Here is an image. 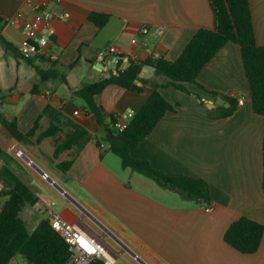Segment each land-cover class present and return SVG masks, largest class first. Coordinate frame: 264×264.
<instances>
[{
  "label": "crops",
  "instance_id": "obj_1",
  "mask_svg": "<svg viewBox=\"0 0 264 264\" xmlns=\"http://www.w3.org/2000/svg\"><path fill=\"white\" fill-rule=\"evenodd\" d=\"M248 1L256 44L264 46V0ZM34 4L50 13L54 35L47 56L23 59L17 49L23 25L9 21L19 11L27 19L36 18ZM91 13L106 14L108 20L97 27L88 19ZM0 17V34L13 47L6 49L0 42V113L7 120L15 118L23 134L47 106L60 115L43 114L35 132L21 140L0 124V167L5 165L38 199L22 208L23 218V211L19 213L33 225L29 230L25 224L29 232L56 213L98 244L114 264H138V259L145 264H264V232L253 254L240 253L223 239L228 226L240 217L264 226V124L252 110L237 44L222 46L196 82L185 84L186 91L160 89L176 110L166 113L144 140L129 148L131 157L148 161L169 177L204 180L209 204L187 201L142 174L123 169L107 149L94 116L76 95L84 85L113 71L107 58L101 59L110 45L123 56H119L123 67L129 65L128 58L144 61L153 54L174 61L197 29H213L208 0H0ZM152 74L151 66H143L139 76L146 81L137 82L142 86L139 92L108 85L95 97L111 131L112 117L129 110L135 114L152 92L153 82L166 83L164 77L152 80ZM232 95L243 98V104L227 118L216 116L215 110L227 107ZM51 122L58 126L57 133L39 138ZM70 123L85 129L90 139L80 149L75 145L54 155L56 145L71 131ZM14 149L21 150L22 157ZM69 161L64 170L62 164ZM5 198L0 195V202Z\"/></svg>",
  "mask_w": 264,
  "mask_h": 264
},
{
  "label": "trees",
  "instance_id": "obj_2",
  "mask_svg": "<svg viewBox=\"0 0 264 264\" xmlns=\"http://www.w3.org/2000/svg\"><path fill=\"white\" fill-rule=\"evenodd\" d=\"M214 14L213 29L199 28L186 43L174 61L159 58L135 60L128 58L129 65L122 66L123 60L118 59L115 68L108 77L84 85L76 95L84 101L88 113L94 116L97 124L104 133L108 150L120 159L123 169H130L153 180L159 186L177 192L183 199L197 204H209V190L207 183L199 178L188 176L169 177L161 170L153 168L146 160L135 159L129 153L130 147L137 146L155 128L157 123L168 112H174L177 106L168 103L159 92L162 88H173L186 91L185 84L195 83L204 66L214 57L218 50L226 43L237 44L241 49L242 65L249 88L252 110L263 118L264 124V46L256 44L254 26L248 0H208ZM88 19L97 27H102L108 20V15L91 13ZM3 20L0 17V27ZM0 42L6 49L13 47L0 34ZM122 55H118V57ZM153 68L152 80L157 77L166 79V83L153 82V90L146 101L134 114L127 127L121 132H113L109 136L105 128H110L104 121V109L95 100L108 85L139 92L142 86L137 82L145 83L139 75L143 66ZM38 70V69H37ZM41 79L44 73L39 71ZM227 107L217 108L216 116L227 118L237 109V99L227 98ZM50 113L59 117L57 110L51 106L44 108L42 115ZM38 118L32 127L25 133L18 130L16 119H5L0 113V124L11 137L21 140L32 135L38 127ZM113 122V117L111 118ZM71 131L56 145L54 155L72 146L82 148L90 139L88 132L77 124L70 123ZM59 130L53 122L48 129L39 135V138L51 136ZM100 141L97 140V145ZM3 152L0 149V158ZM71 161L63 163L67 170ZM0 181L3 187L0 195L6 196L0 202V264H9L11 259L20 255L26 264H66L69 257L67 244L52 229L48 219H42L32 232L26 228L19 213L26 205H34L37 197L34 193L5 165L0 167ZM262 192L264 194V134L262 138ZM264 226L246 217H240L232 222L224 232L226 244L243 254L255 253L260 245ZM90 264H104L103 259H93Z\"/></svg>",
  "mask_w": 264,
  "mask_h": 264
},
{
  "label": "built area",
  "instance_id": "obj_3",
  "mask_svg": "<svg viewBox=\"0 0 264 264\" xmlns=\"http://www.w3.org/2000/svg\"><path fill=\"white\" fill-rule=\"evenodd\" d=\"M31 1V0H30ZM33 11L38 14L34 19H27L20 11L9 21L12 25L21 23L23 25L24 37L19 43L17 49L19 55L23 59H31L34 57L47 56V47L50 43V38L54 35L52 28V17L43 5L34 4ZM68 15L64 14V18ZM145 32V31H144ZM131 43H135L132 39ZM119 52L116 47L110 45L104 49L101 54V59L106 57L107 62L115 67ZM152 57L159 58L153 54ZM231 97H235L232 95ZM243 104V98H237V105ZM134 112L126 111L113 118V126L117 132L123 131L130 120L133 118ZM15 150V149H14ZM17 157H22L21 150H15ZM31 165V161H27ZM46 174H42V178H46ZM208 207L206 211H209ZM49 222L52 229L63 239L69 250V257L66 264H90L95 258L103 259L104 264H114L113 259L105 256L102 248L90 239L83 231L74 224L62 219L56 213H51Z\"/></svg>",
  "mask_w": 264,
  "mask_h": 264
},
{
  "label": "rangeland",
  "instance_id": "obj_4",
  "mask_svg": "<svg viewBox=\"0 0 264 264\" xmlns=\"http://www.w3.org/2000/svg\"><path fill=\"white\" fill-rule=\"evenodd\" d=\"M219 97V96H218ZM77 104H80V103H82L81 102V100H78L77 102H76ZM217 103L218 104H222V105H224L225 104V102L224 101H217ZM112 131L113 132H115L116 130L115 129H113V127H112ZM117 157V156H116ZM118 159V161L120 162V159L119 158H117ZM23 211V210H22ZM23 214H24V211H23V213H22V218H23ZM43 216H45V213H44V215ZM25 221V220H24ZM25 224H27V227L29 228V230L32 228V226L33 225H30L27 221H25ZM128 255V254H127ZM137 263V262H136ZM10 264H26V261L24 260V258H22L20 255H16L14 258H13V261L10 263ZM118 264H122V262H119ZM139 264V263H138Z\"/></svg>",
  "mask_w": 264,
  "mask_h": 264
},
{
  "label": "water",
  "instance_id": "obj_5",
  "mask_svg": "<svg viewBox=\"0 0 264 264\" xmlns=\"http://www.w3.org/2000/svg\"><path fill=\"white\" fill-rule=\"evenodd\" d=\"M99 65L100 66H102V64L101 63H99ZM105 131H107V133L109 134V136H111V137H113L114 135H113V133H112V131L109 129V128H105ZM38 170V172L39 173H41V174H43V171H41V170H39V169H37ZM48 181L53 185V187H55L60 193H63L64 191L60 188V187H58L57 185H55L53 182H52V180L51 179H48ZM1 186H2V182H1ZM80 209V211H84V209H82L81 207L79 208ZM115 240H117L118 241V239H115ZM118 242H120V241H118ZM122 244V243H121ZM126 249H125V251L129 254V255H131L132 257H136V255L132 252V251H130L127 247H125ZM137 258V257H136ZM138 262L140 263V264H145L143 261H141L140 259H138Z\"/></svg>",
  "mask_w": 264,
  "mask_h": 264
}]
</instances>
